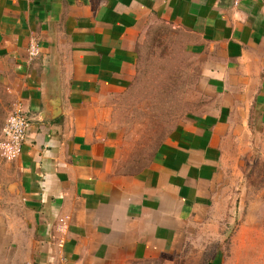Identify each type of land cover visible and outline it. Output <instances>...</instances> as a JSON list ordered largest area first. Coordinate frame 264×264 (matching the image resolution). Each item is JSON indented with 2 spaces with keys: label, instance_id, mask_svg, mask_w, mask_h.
<instances>
[{
  "label": "crops",
  "instance_id": "0c3cea01",
  "mask_svg": "<svg viewBox=\"0 0 264 264\" xmlns=\"http://www.w3.org/2000/svg\"><path fill=\"white\" fill-rule=\"evenodd\" d=\"M155 24L183 34L209 97L139 149L115 117L166 99L151 85L168 83L143 77ZM0 69L29 121L16 160L33 238L20 262L157 260L216 200L234 136L253 115L264 125V0H0ZM12 248L0 231V264Z\"/></svg>",
  "mask_w": 264,
  "mask_h": 264
},
{
  "label": "rangeland",
  "instance_id": "374dc122",
  "mask_svg": "<svg viewBox=\"0 0 264 264\" xmlns=\"http://www.w3.org/2000/svg\"><path fill=\"white\" fill-rule=\"evenodd\" d=\"M182 35L165 24L150 28L144 41L143 77L168 83L157 93L156 84L151 85L154 96L166 99H143L139 111L126 110L115 117L123 139L139 149L152 147L184 111L206 106L209 92ZM6 81L0 69V135L17 105L16 92ZM143 90L140 96L146 97ZM16 159L0 147V231L14 246L9 264H23L20 252L27 251L24 242L33 238L22 206ZM222 172L216 200L191 222L183 240L157 260L132 264H264V125L255 115L248 130L228 145Z\"/></svg>",
  "mask_w": 264,
  "mask_h": 264
},
{
  "label": "built area",
  "instance_id": "2783aa9c",
  "mask_svg": "<svg viewBox=\"0 0 264 264\" xmlns=\"http://www.w3.org/2000/svg\"><path fill=\"white\" fill-rule=\"evenodd\" d=\"M230 1L233 7H237L243 0ZM35 52V48L31 47L30 54H34ZM28 126V118L22 111L20 105L17 104L7 116L1 129L0 147L6 156L16 157L19 155Z\"/></svg>",
  "mask_w": 264,
  "mask_h": 264
}]
</instances>
